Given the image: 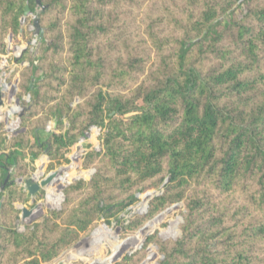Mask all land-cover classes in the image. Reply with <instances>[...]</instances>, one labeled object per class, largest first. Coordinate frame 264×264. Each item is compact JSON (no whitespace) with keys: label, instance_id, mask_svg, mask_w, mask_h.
<instances>
[{"label":"trees","instance_id":"16d2710c","mask_svg":"<svg viewBox=\"0 0 264 264\" xmlns=\"http://www.w3.org/2000/svg\"><path fill=\"white\" fill-rule=\"evenodd\" d=\"M25 6L43 39L36 59L31 38L18 59L28 64L18 82L26 126L0 156V187L11 170L0 264H49L151 190L122 230L182 204L181 236L142 246L153 244L158 264H264V0H0L2 55L29 21ZM91 128L101 133L82 158L90 180L69 183L59 210L19 232L26 194L15 180L41 155L47 171L68 163ZM5 134L0 126V151Z\"/></svg>","mask_w":264,"mask_h":264},{"label":"rangeland","instance_id":"374dc122","mask_svg":"<svg viewBox=\"0 0 264 264\" xmlns=\"http://www.w3.org/2000/svg\"><path fill=\"white\" fill-rule=\"evenodd\" d=\"M245 11V5L242 1L233 10L235 16L240 17ZM38 13V9H36ZM29 21H24L21 25V31L18 36L8 35L5 39V54H0V92H2V106L0 108V126L6 132L7 148L5 145L0 151V156L8 151V142L19 133L23 132L21 121L25 110L18 101V82L19 70L26 67L25 62H18L23 51L28 47L30 40L31 58L36 59L39 55L40 44L36 41L31 19L35 14L29 16ZM229 16L225 18L227 20ZM24 33V34H23ZM32 34V36L30 35ZM28 102L29 98L24 97ZM11 116V118H9ZM54 131V124L50 122L46 129L36 134L37 139L44 141L48 133ZM101 133L100 128H91L83 139H80L74 146L70 147L66 157L68 163L55 165L54 170L47 171L49 161L45 155L34 159L31 166L33 170L28 176L15 180V184L25 192V201L15 204L20 210L18 231L22 232L26 227L41 222L46 218L47 213L52 210H59L63 201L62 190L65 186L74 180L82 179L89 181L94 171L92 169H82V158L89 150L98 151V137ZM6 150V151H5ZM29 161V159H27ZM51 173H57V176L51 183L41 188L34 196L27 194L24 189V180L35 178L40 182ZM0 170V176L2 175ZM9 177L11 170L8 171ZM160 190L147 191L144 194L136 195L135 204L121 212L116 217L110 219L107 223L100 219L93 231L84 235L70 249L63 252L55 261L49 264H129L139 257L142 253L145 257L139 264H158L162 257L157 255V250L153 244L145 245L146 239L156 236L161 243L173 242L181 236L182 219L179 216L183 205L176 204L160 212L137 232L126 234L122 227L126 225L136 215H142L147 210V203L154 196L158 195ZM3 194V191H0ZM25 209L30 215L21 219V211ZM167 234H171L166 236ZM127 258V259H126Z\"/></svg>","mask_w":264,"mask_h":264},{"label":"water","instance_id":"95a60500","mask_svg":"<svg viewBox=\"0 0 264 264\" xmlns=\"http://www.w3.org/2000/svg\"><path fill=\"white\" fill-rule=\"evenodd\" d=\"M27 16H29V9L27 6H25L23 18H26ZM33 29H34V34L36 35V41L40 42L43 39V30L39 27L37 20L33 21ZM2 97H3V94L2 92H0V108L2 106ZM9 118H11V116H9ZM56 176H57V173H51L46 178L41 180L40 182H37L35 178L25 179L23 182L24 183L23 187L26 190L28 195L34 196L41 188L48 186L51 183V181L55 179ZM8 179H9V175L6 177L2 186L0 187V191L4 190L5 185L8 182ZM0 208H1V203H0ZM29 215H30L29 211L25 209L21 211L22 220H25ZM59 264H63V263H59Z\"/></svg>","mask_w":264,"mask_h":264}]
</instances>
